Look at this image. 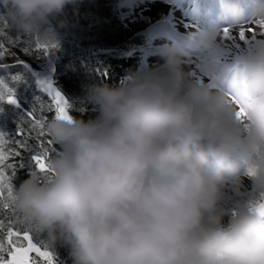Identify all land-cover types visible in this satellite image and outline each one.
<instances>
[{
    "label": "clouds",
    "instance_id": "clouds-1",
    "mask_svg": "<svg viewBox=\"0 0 264 264\" xmlns=\"http://www.w3.org/2000/svg\"><path fill=\"white\" fill-rule=\"evenodd\" d=\"M85 2L0 0V12L27 44L58 46ZM218 9V24L162 44L157 68L88 85L94 119L47 121L60 147L52 174L13 187L20 229L53 252L66 247L72 264H264V217L253 210L264 200V37L243 60V123L227 88L199 76L223 73L213 61L231 47L225 28L237 41L250 24L260 32L264 0Z\"/></svg>",
    "mask_w": 264,
    "mask_h": 264
},
{
    "label": "trees",
    "instance_id": "trees-1",
    "mask_svg": "<svg viewBox=\"0 0 264 264\" xmlns=\"http://www.w3.org/2000/svg\"><path fill=\"white\" fill-rule=\"evenodd\" d=\"M127 1L86 0L80 15H73L70 11V26L60 30L66 34L55 49L52 77L58 90L66 94L71 116L88 120L97 115L86 100L88 85L107 83L117 86L129 72L147 69L144 48L150 45V38L144 29L150 20L139 17L132 22L133 27L126 24L124 20L129 13L122 11V5ZM2 16L0 12V43L11 54L0 58V65L8 66L0 67V81L13 88L17 103L9 104L0 100V133L15 140L21 119H27L29 112L36 110L38 116H43L45 125L55 116V112L54 109L50 110L51 99L40 88L33 74L45 68L48 55L44 48L27 44V38L13 29ZM9 39L15 44L9 43ZM17 76L18 80L12 79ZM44 139L48 140L49 137L45 136ZM37 143L36 134L32 133L29 139L30 150L22 151L20 157L8 161L16 165L14 174L12 169L6 170L12 187L18 188L33 171H39L32 161L31 151L37 149ZM10 146L14 147V144ZM47 147L53 149L48 153L50 157L58 153L60 146L51 144ZM51 252L55 264H72L66 247L58 246L56 251Z\"/></svg>",
    "mask_w": 264,
    "mask_h": 264
},
{
    "label": "snow or ice",
    "instance_id": "snow-or-ice-1",
    "mask_svg": "<svg viewBox=\"0 0 264 264\" xmlns=\"http://www.w3.org/2000/svg\"><path fill=\"white\" fill-rule=\"evenodd\" d=\"M6 27V25H5ZM247 33H251V39ZM264 37V22H260V32L257 33L255 28H242L239 32L238 41L231 36L229 29H224V39L231 43V47L226 55L213 63L217 68H223L222 74L217 75L211 70L201 68V74L211 79L210 86L217 87L218 82L223 84L229 91L234 102L238 105L239 111L236 113L237 119L243 123L247 118V111L243 102L242 85H243V60L246 54L252 51V45L257 36ZM233 41H235L233 43ZM242 42V43H241ZM9 43L15 42L9 39ZM38 48L45 50L55 47V45H39ZM27 52L28 50L25 49ZM9 53V50L0 43V58H3ZM21 61H17L20 63ZM0 67H8L0 65ZM199 67V66H198ZM106 75V73H105ZM193 75H196L194 72ZM13 80H18L19 77H13ZM42 86L48 92L51 99V109H54L57 119L72 120L69 115V104L63 94L55 87L51 81L41 82ZM0 100L6 101L9 104H16L15 93L13 88L8 87L3 81H0ZM22 125H27L24 127ZM35 133L37 138V149L33 152L32 161L39 171L43 174H52L53 170L48 164V153L53 149H49L48 145L52 144L50 139L45 140L48 136L46 125L43 116H38L36 110L27 114V119H21V126L15 134V140H10L4 133H0V264H55L52 252L40 241L34 238L28 230H22L17 225L20 223L16 215V210L12 205L13 187L10 182V177L6 170L12 169L15 172V163H9L10 158L20 157L22 151H29V139L31 134ZM11 147L10 145H13ZM250 175L254 172L250 171ZM253 210L264 217V200H261L253 206ZM7 216V219H5Z\"/></svg>",
    "mask_w": 264,
    "mask_h": 264
},
{
    "label": "rangeland",
    "instance_id": "rangeland-1",
    "mask_svg": "<svg viewBox=\"0 0 264 264\" xmlns=\"http://www.w3.org/2000/svg\"><path fill=\"white\" fill-rule=\"evenodd\" d=\"M200 6L203 5L202 1H210L213 4L218 5V0H200ZM176 0H128L125 4L122 5V11L129 13L124 20L126 24L133 27L132 22L135 18L139 17H147L149 18L152 24L149 27V34L151 35V45L150 47L145 49V56H146V64L147 69H153L152 61L156 60L159 57L160 46L164 43L175 44L177 41L173 39L172 36L175 33H171V31H164V26L174 28L175 27L179 30L181 35L183 36V40L186 37V34L189 30L192 29H204L206 30L207 27H197L196 21H191L188 17H185V13H183L182 5H180ZM170 17L168 20L165 19ZM212 19V18H211ZM166 21L169 25H161L163 22ZM247 28H255L257 31V26L254 24H250L245 27ZM176 30V29H175ZM248 36L251 33H247ZM242 43V42H241ZM158 47V49H157ZM57 46L49 48L45 50L46 55H48V59L46 62L45 68L41 70L34 71V77L36 82L39 86H42L41 82H47L52 76L53 69H54V56H55V49ZM195 48V47H193ZM195 53V52H194ZM192 53L197 59L203 61L204 60V53L202 50H199V54ZM160 58V57H159ZM202 66V65H201ZM199 76L203 78V75L199 73ZM209 82H212L211 79L208 77ZM222 83L218 82L217 87H222ZM63 96L66 98V94L63 91H60ZM231 199V197H228Z\"/></svg>",
    "mask_w": 264,
    "mask_h": 264
},
{
    "label": "bare ground",
    "instance_id": "bare-ground-1",
    "mask_svg": "<svg viewBox=\"0 0 264 264\" xmlns=\"http://www.w3.org/2000/svg\"><path fill=\"white\" fill-rule=\"evenodd\" d=\"M165 28V27H164ZM166 29V28H165ZM171 32H173V31H171ZM173 33H175V36H173V37H175V40L177 39L178 40V43L179 42H181L182 40L180 39V38H182V36L180 35H177V33L176 32H173ZM157 49H158V47H157ZM190 51H194V49L192 48V49H190ZM163 63V61L159 58V57H157V59L156 60H154V61H152V66L154 67V68H157L160 64H162Z\"/></svg>",
    "mask_w": 264,
    "mask_h": 264
},
{
    "label": "water",
    "instance_id": "water-1",
    "mask_svg": "<svg viewBox=\"0 0 264 264\" xmlns=\"http://www.w3.org/2000/svg\"><path fill=\"white\" fill-rule=\"evenodd\" d=\"M52 83V85H53V87H55V85L53 84V82H51ZM56 88V87H55Z\"/></svg>",
    "mask_w": 264,
    "mask_h": 264
}]
</instances>
